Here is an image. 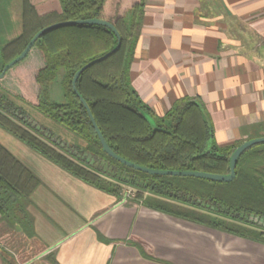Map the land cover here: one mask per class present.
<instances>
[{"label":"trees","instance_id":"16d2710c","mask_svg":"<svg viewBox=\"0 0 264 264\" xmlns=\"http://www.w3.org/2000/svg\"><path fill=\"white\" fill-rule=\"evenodd\" d=\"M6 1L0 0V33L7 28L3 16ZM58 2L60 12L39 15L30 0H21L22 33L0 49V72L44 27L63 21H107L117 30L120 46L86 69L75 87L111 151L147 169L229 174V156L243 142L218 146L213 141L210 120L196 100L183 99L157 117L131 86L129 69L145 0ZM116 45V36L103 26L54 29L33 46L42 58V65L33 73L36 87L27 88L19 80L23 98L16 99L76 134L85 142L84 147H67L58 139L52 140V135L32 125L26 113L3 95L0 129L75 179L116 197L119 203L140 201L165 214L264 245V227L247 220L264 218V143L238 158L235 178L228 183L144 174L121 165L102 151L71 82L82 66ZM39 185L40 180L0 144V226L5 233L27 240L34 238L28 207L30 196ZM122 186L136 191L133 198L122 194ZM135 246L145 255L140 245Z\"/></svg>","mask_w":264,"mask_h":264},{"label":"crops","instance_id":"0c3cea01","mask_svg":"<svg viewBox=\"0 0 264 264\" xmlns=\"http://www.w3.org/2000/svg\"><path fill=\"white\" fill-rule=\"evenodd\" d=\"M30 2L60 12L58 0ZM129 75L157 117L196 100L218 146L264 137V0H145ZM0 143L40 180L28 207L35 236L0 243V264H264L263 244L119 203L1 130Z\"/></svg>","mask_w":264,"mask_h":264},{"label":"rangeland","instance_id":"374dc122","mask_svg":"<svg viewBox=\"0 0 264 264\" xmlns=\"http://www.w3.org/2000/svg\"><path fill=\"white\" fill-rule=\"evenodd\" d=\"M4 9L5 14L3 16L6 18L5 24L7 28L4 32L0 33V49L22 33L21 0H7L5 2ZM41 65L42 58L40 51L34 47L29 52L28 56L19 63V65H15L5 74V80H0V96L3 95V97H6L10 101L16 103L21 110L26 113L28 119L36 125V128L39 127V129L41 128L53 136L52 140L58 139V141H61L63 144L66 143L74 147H84L85 142H83V140L76 134L68 131L57 122L16 99V97L23 98L19 80H22L23 84H25L27 88L36 87L33 80V73H35ZM135 193L136 191L134 189L122 186V194L125 195L126 198H133ZM145 195H147V193H145ZM0 243L14 245V248L16 249L23 246L19 236L8 232L7 234L5 233L0 236ZM15 256L19 257L17 253Z\"/></svg>","mask_w":264,"mask_h":264},{"label":"water","instance_id":"95a60500","mask_svg":"<svg viewBox=\"0 0 264 264\" xmlns=\"http://www.w3.org/2000/svg\"><path fill=\"white\" fill-rule=\"evenodd\" d=\"M75 25H96V26H103L108 28L109 30H111L113 32V34L116 36L117 38V45L116 47L108 52L107 54L99 57L98 59H95L93 61L88 62L87 64H85L84 66H82L78 71L75 72L73 78H72V82H71V86L73 89L74 94L76 95V97L79 99L80 103L82 104L84 110L87 113V116L90 120V123L92 125V128L97 136V139L99 141L100 147L102 149V151L111 159H113L114 161L120 163L121 165L130 168L134 171H138L144 174H148V175H154V176H174V177H189V178H198V179H204V180H208V181H212V182H219V183H228L231 182L234 178H235V167H236V163L238 158L248 149H250L251 147L258 145V144H263L264 143V137H259V138H254V139H250L247 140L245 142H243L242 144H240L238 147H236L233 152L231 153V155L229 156V174L227 175H216V174H210V173H204V172H188V171H162V170H153V169H147L145 167H141L138 165H135L131 162H128L122 158H120L119 156H117L115 153H113L111 151V149L108 147V145L106 144L101 132L99 131L95 120L89 110L88 105L85 103V101L83 100V98L79 95V93L76 90V81L79 78V76L89 67L93 66L95 63L102 61L103 59L107 58L109 55H111L113 52H115L119 46H120V37L119 34L117 32V30L113 27V25H111L110 23H108L107 21H103V20H99V19H91V20H74V21H63V22H58V23H54L51 24L47 27H44L43 29L39 30L33 37L32 39L29 41V43L26 45V47L24 48V50L12 61H10L9 63H7L2 71L0 72V80L3 79V77L5 76V74L15 65H17L18 63H20L21 61H23L29 54V52L31 51V49L33 48L35 42L40 39L44 34H46L49 31H52L54 29L57 28H61V27H66V26H75ZM146 118L148 119V121L151 123V125H153V121L146 115ZM29 122H31V120L29 119ZM32 125H35L32 122ZM37 129H39V127H37ZM63 145V144H62ZM68 147V144H67ZM90 157L87 158V160H89ZM91 164L93 163V161L90 162ZM252 217L249 218L250 221H252ZM254 222L257 223V225L264 227V218H254Z\"/></svg>","mask_w":264,"mask_h":264},{"label":"flooded vegetation","instance_id":"af4514ba","mask_svg":"<svg viewBox=\"0 0 264 264\" xmlns=\"http://www.w3.org/2000/svg\"><path fill=\"white\" fill-rule=\"evenodd\" d=\"M249 218H250V217H247V220H248L249 222H251V223H253V224H256V225H257V223H255V222H254V218H256V217H252V218H253V219H252V221H250V220H249ZM261 227H262V226H261ZM262 228H263V227H262Z\"/></svg>","mask_w":264,"mask_h":264}]
</instances>
